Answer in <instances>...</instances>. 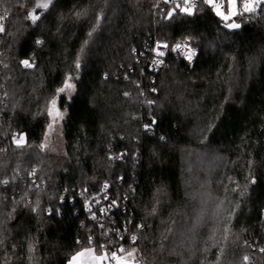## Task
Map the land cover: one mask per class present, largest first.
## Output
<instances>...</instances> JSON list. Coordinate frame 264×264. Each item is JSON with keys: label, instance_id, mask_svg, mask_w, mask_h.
Masks as SVG:
<instances>
[{"label": "trees", "instance_id": "1", "mask_svg": "<svg viewBox=\"0 0 264 264\" xmlns=\"http://www.w3.org/2000/svg\"><path fill=\"white\" fill-rule=\"evenodd\" d=\"M46 2L0 0V264H68L127 227L141 264H264V5L230 30L203 0L192 15L171 0ZM179 40L200 49L194 66L170 55L145 69L141 53ZM69 77L53 155L45 110ZM188 151L226 159L245 192L232 221L189 206Z\"/></svg>", "mask_w": 264, "mask_h": 264}, {"label": "rangeland", "instance_id": "2", "mask_svg": "<svg viewBox=\"0 0 264 264\" xmlns=\"http://www.w3.org/2000/svg\"><path fill=\"white\" fill-rule=\"evenodd\" d=\"M225 1L226 6H228V0ZM173 8V11H175L176 7ZM236 10L237 13L243 12V1L239 2V0H237ZM221 11L223 10L221 9ZM223 12L227 14L228 8ZM218 17L222 19L220 16ZM234 18L235 16L230 20L224 21L226 24L234 23L232 22ZM192 43L194 44V42ZM67 80L74 85V87L72 89H66L63 93L58 92L57 95L54 96V99L57 101L56 111L59 112L60 115H56L55 112L52 115H49V109L52 107V100L49 102L45 110L48 116V128L42 147L47 153L60 156L65 155L66 151L63 132L64 123L68 117V112L61 107V100L64 98L66 101H71L75 98L74 96L76 94V84L74 83V79L71 78L70 80ZM17 141H19L20 145H23L26 142L24 137L17 139L15 142L17 143ZM185 158V192L189 206L196 207L199 211L205 210L207 217L216 222L222 221L223 219H225L226 222L228 220L232 221V213H234L233 206L236 208L238 207L237 204L243 200L245 192L242 191L241 194L235 183V179L223 170V168H226L227 166L226 159L215 153L205 154L200 151H188V155ZM202 221H206V219ZM214 224L216 223L214 222ZM35 259L37 262L39 258L36 256Z\"/></svg>", "mask_w": 264, "mask_h": 264}, {"label": "snow or ice", "instance_id": "3", "mask_svg": "<svg viewBox=\"0 0 264 264\" xmlns=\"http://www.w3.org/2000/svg\"><path fill=\"white\" fill-rule=\"evenodd\" d=\"M205 4L211 5L212 8L215 9L216 15L220 16L223 20L227 21L232 19V17L236 16L237 13V0H228V12L225 14L223 11H221V5L214 2V0H203ZM51 3V0H48V2L43 4H38L37 7L47 9L49 7V4ZM264 5V0H243V12L244 13H255L257 9L261 8V6ZM195 7L194 4L190 3V0H184V7L181 8L179 4L176 5V8H179L180 11L184 12L187 15L193 14V8ZM169 17L173 15L172 12L168 13ZM30 19L35 22L39 19V17L35 14L29 13ZM226 27L231 29H238L241 27L240 24L237 23H229L226 24ZM4 31V28L2 25H0V32ZM39 43V41H38ZM163 47H168L167 45H163ZM177 48H180V45L176 46ZM158 55L163 56V52H159ZM195 55V52L192 50H189L187 52V58L189 60L192 59V57ZM24 65L26 67H31L28 61H23ZM77 67H79V62H77ZM71 77H69V80ZM74 85L68 82V80L65 81L64 87L60 88L58 90L59 93H63L66 89H72ZM127 95V93H126ZM56 103L57 101L54 99L51 102L52 107L49 109V115H52L54 112L56 115H60L59 112L56 111ZM148 127L147 125L145 126ZM19 144V141H17ZM107 187V185L105 186ZM115 203V202H113ZM153 213H155V209H153ZM138 229H142L145 226L143 224L141 225H135ZM225 232H227V228H225ZM137 240L136 235L131 236V241L133 245H135V242ZM262 252H264V249H261ZM105 259H110L111 261H115V264H141L142 257L137 256V249L135 247H132L131 250L125 249L121 247L117 251H114L111 253L110 257L107 253H104L102 255H94L92 249H85L84 251L78 252L76 255H74L69 264H101L102 261ZM245 261L248 260V257H244Z\"/></svg>", "mask_w": 264, "mask_h": 264}, {"label": "built area", "instance_id": "4", "mask_svg": "<svg viewBox=\"0 0 264 264\" xmlns=\"http://www.w3.org/2000/svg\"><path fill=\"white\" fill-rule=\"evenodd\" d=\"M172 3L176 6L177 4H182L184 6V0H171ZM243 1V0H242ZM201 2V0H190L191 4H194L196 9L198 8V4ZM215 3L221 5V9L223 11H226L228 6H226L225 0H214ZM215 10V9H214ZM6 15L1 14L0 12V25L4 26V20ZM163 45H167L168 47H163ZM180 45V48H177L176 46ZM189 50H192L195 52V55L192 57L191 60L187 58V52ZM159 52H163L164 55L160 56L158 55ZM200 49H198L190 40H179L178 43H176L174 46H170L168 43L163 42H157L155 43L150 49H146L145 53H141V57L143 58L142 61L144 63L145 69H148L149 71L154 72H161L164 69H166V63L170 55H175L179 60L181 59L184 61L185 64L189 65L190 67L194 66V61L196 60L197 56L199 55ZM31 65V63L29 62ZM32 67V65H31ZM152 106L154 105V102L150 103ZM147 130L150 132L153 130L151 126L147 127ZM106 186V185H105ZM104 186V190L106 191L108 189ZM108 211H112L111 206H108ZM89 210V209H88ZM90 211V210H89ZM126 213V212H124ZM99 215H102L104 217L107 216L106 210L101 208L99 211ZM106 227V224L102 221L101 227ZM110 232V233H108ZM126 233H128V227L122 231V228H109V230L106 231L104 238L106 240H109L108 243H105L102 248V254L107 253L110 257L111 253L114 251H117L121 247L126 249ZM110 238V239H109ZM131 239V238H130ZM94 241L91 240L89 244H93ZM262 253V251L260 250ZM253 260L248 258V263H252ZM101 264H115V261H111L110 259H106Z\"/></svg>", "mask_w": 264, "mask_h": 264}, {"label": "crops", "instance_id": "5", "mask_svg": "<svg viewBox=\"0 0 264 264\" xmlns=\"http://www.w3.org/2000/svg\"><path fill=\"white\" fill-rule=\"evenodd\" d=\"M91 249L93 250V254H94V255H101V254H99L98 252H96L93 248H91ZM83 250H85V249H83ZM83 250H81V251H83ZM81 251H80V252H81ZM105 260H106V259H105ZM105 260H104V261H105ZM69 262H70V261H69ZM102 262H103V261H102ZM102 262H101V263H102ZM68 264H69V263H68Z\"/></svg>", "mask_w": 264, "mask_h": 264}]
</instances>
